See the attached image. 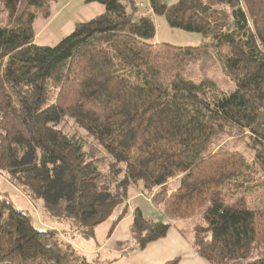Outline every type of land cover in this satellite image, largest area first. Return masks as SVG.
<instances>
[{"label": "trees", "instance_id": "1", "mask_svg": "<svg viewBox=\"0 0 264 264\" xmlns=\"http://www.w3.org/2000/svg\"><path fill=\"white\" fill-rule=\"evenodd\" d=\"M53 1L0 0L7 18L0 22V173L85 239L118 208L121 220L130 189L139 187L158 213L133 210L136 252L172 226L208 264H264V207L250 210L244 197L225 201L220 191L230 180L242 186L249 175L264 176V0H150L170 28L211 39L200 47L153 44L155 25L138 15L136 0H86L103 12L57 45L40 46L36 16L22 12ZM214 58L234 89L202 75ZM65 120L106 153L105 173L93 148L64 133ZM220 135H244L253 161L224 147L208 151ZM195 212L203 223L173 225ZM51 233L0 196V264H67L72 248Z\"/></svg>", "mask_w": 264, "mask_h": 264}, {"label": "rangeland", "instance_id": "2", "mask_svg": "<svg viewBox=\"0 0 264 264\" xmlns=\"http://www.w3.org/2000/svg\"><path fill=\"white\" fill-rule=\"evenodd\" d=\"M162 1L168 6L177 2V0ZM102 12L103 6L98 3H87L86 0H55L51 4L45 5L43 8L36 9L30 7L24 10L22 13L24 16H27L28 13H33L36 16L33 23V30L36 34L34 42L40 46L53 47L66 36H68L73 31L77 23L91 20ZM139 14L140 13H138V15ZM6 19L7 18L5 15L0 14V22L2 26L7 23ZM150 19L155 25V37L153 39V42L156 40L155 43H164L175 47H200L209 46L212 43L210 38H204L200 34L170 28L167 25L164 17L161 15L154 14ZM213 60L214 63L212 64L210 60H207L203 63L204 66L202 75L208 76L210 79L214 80L221 90L229 91L234 89V82L225 73L217 59L214 58ZM48 91L49 100L52 102L56 92L51 88L50 90L48 89ZM48 102L49 101H47V103ZM61 129L68 136L80 139L84 145V149L88 150L89 148H93L95 157L101 159V162H99V167H101L104 173L107 171V163L109 161L108 156L98 145L93 142V140H91L86 135L84 131L76 127L70 120H65L61 124ZM222 147L231 151L241 152L246 155L250 163L253 161V151L247 148L246 137L244 135L233 137L228 135H220L211 141L208 146V151H217ZM249 178V181L242 186H240L239 180H230L226 182L220 188L221 194L224 197V200L228 202H232L237 197H244L250 210H262L264 207V176L260 174V172H256L255 174L249 175ZM170 185L175 186L174 182H172ZM133 190L136 193L140 191V188L134 187ZM133 190L130 191L131 195L134 193ZM0 196H5L11 202L12 207L15 210L27 215L32 221V224L38 230L52 231L50 235L51 239L57 242L61 247H67V245L61 239L62 237H65L67 240L72 241L75 246H77V248H79V250H76L73 247L74 250L72 249V253L70 252L71 249L69 248L70 251L68 250V254L70 253V255L73 257L67 260V264H78L79 260L81 259H84L86 263H89L93 258H95L97 254L91 253L88 254L86 258L82 257L81 253L84 252H80V250H90L91 248H96V246H99L102 242H104L110 235L108 234L109 227L111 226L113 220L117 218V213H113L110 219L94 229V236L92 238L85 239L73 232L74 224L72 222L57 221L49 217L46 214L43 203L31 199L29 192L25 189L16 187L5 173H0ZM136 204L142 207L141 209L144 217L157 219V210L156 213L153 210L151 204H147V202L142 197L133 202L132 206H136ZM198 222L203 223L201 221L200 215L195 212L192 219L174 220L173 225L189 230L193 224ZM174 229L175 228L171 226L169 229L170 232L167 235V239L172 240L173 235H177L182 239V237L177 232H175ZM131 244L133 245V242ZM108 245L110 247H114L113 244L110 245L109 243ZM120 245L124 246L128 245V243H122ZM150 245H148L146 249H148ZM106 252L108 253L109 250L106 249ZM174 252V255H171L172 258L178 255L181 256L182 254L180 251ZM129 253L130 255H128V257L131 256V250L126 248V256ZM99 255L102 256L100 252ZM195 255L196 259H199L202 263L207 264L205 260L200 258L197 254ZM183 256L185 258V255ZM128 257L127 260L129 259ZM121 258V255L116 253H114L112 257L109 258L103 255L101 264H127V261L124 262ZM96 263L97 262L94 264Z\"/></svg>", "mask_w": 264, "mask_h": 264}, {"label": "crops", "instance_id": "3", "mask_svg": "<svg viewBox=\"0 0 264 264\" xmlns=\"http://www.w3.org/2000/svg\"><path fill=\"white\" fill-rule=\"evenodd\" d=\"M139 13V11H138ZM156 41V40H155ZM155 41L152 43L155 44ZM133 189H130V191ZM133 194L131 195L129 193V198L126 202L128 206V213L119 221H117V218L113 220L111 226L109 227L108 234L109 237L106 238L104 242H102L99 246H96V248H91L90 250H85L80 252L82 257L86 258L88 254H97L95 258H93L89 264H101L102 257L103 255L107 256V258L112 257L114 253L120 254L121 259L126 262L127 264H164L168 261H171L175 258H179L180 261L178 264H204L202 263L199 259H196V252L194 249L189 245L186 239H184L176 229H174L175 232H177L181 237H178L177 235L172 236L171 239H167V235L169 234L170 230L168 231L167 235L163 238L160 239L150 245L148 249H144L143 251L136 252L135 249L133 248L132 240H131V235H130V227L132 224V213L134 209H139L142 212V207L138 204L136 206H132V203L135 202L138 198L142 197L147 204H151L150 200L144 196L140 191L136 192L133 190ZM152 206V204H151ZM153 210L156 212V209L152 206ZM121 212V208H118L115 212L117 213V217L119 216ZM144 216V215H143ZM112 217V216H111ZM110 217V218H111ZM109 218V219H110ZM103 224V223H102ZM96 229V228H95ZM107 234V236H108ZM175 234V233H174ZM179 238V239H176ZM63 242L68 245L70 248L73 249V247L76 250H79L75 244L67 240L65 237L61 238ZM110 243L114 245V247H110L108 244ZM122 243H128V245H120ZM120 246V247H119ZM126 248L131 250V256L128 257L129 254H125ZM106 249L109 250V252H106ZM176 249V250H175ZM74 250V249H73ZM174 251H180L182 254L181 256H176L173 257L171 255H174ZM99 252L102 254V256L99 255ZM185 255V258L184 256ZM127 257L129 258L127 260ZM170 257V258H168ZM202 260V259H201ZM95 261V262H94ZM205 262V261H204ZM208 264V263H207Z\"/></svg>", "mask_w": 264, "mask_h": 264}, {"label": "built area", "instance_id": "4", "mask_svg": "<svg viewBox=\"0 0 264 264\" xmlns=\"http://www.w3.org/2000/svg\"><path fill=\"white\" fill-rule=\"evenodd\" d=\"M136 6L143 17L151 18L154 15L150 0H136Z\"/></svg>", "mask_w": 264, "mask_h": 264}]
</instances>
